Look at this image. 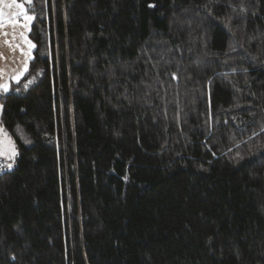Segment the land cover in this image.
<instances>
[{
	"label": "trees",
	"instance_id": "16d2710c",
	"mask_svg": "<svg viewBox=\"0 0 264 264\" xmlns=\"http://www.w3.org/2000/svg\"><path fill=\"white\" fill-rule=\"evenodd\" d=\"M29 14L0 93V264H264V0Z\"/></svg>",
	"mask_w": 264,
	"mask_h": 264
},
{
	"label": "snow or ice",
	"instance_id": "6c2138e0",
	"mask_svg": "<svg viewBox=\"0 0 264 264\" xmlns=\"http://www.w3.org/2000/svg\"><path fill=\"white\" fill-rule=\"evenodd\" d=\"M32 4L33 0H0V35L5 37L4 43L9 49H19L24 57L22 68L13 71L10 76V81L16 84L21 82V78L28 71L27 62L32 58V49L35 48V45L26 35V32L30 30L31 22L35 19L34 15L29 14V9L32 7ZM152 6L150 5V7ZM5 8L12 11L5 13ZM6 25H11L15 33L10 41L7 39L8 33L4 31ZM3 58V53H0V59ZM4 75V71L0 70V93L7 94L10 90V81L4 80ZM33 82L34 78L27 80L23 84L24 89L27 90ZM16 91L19 92L20 89L16 88ZM0 108H2V105H0ZM0 143H6L8 145L5 149L0 150V157L4 158V164L0 165V170L5 168L12 169L17 152L15 145L2 127H0Z\"/></svg>",
	"mask_w": 264,
	"mask_h": 264
},
{
	"label": "crops",
	"instance_id": "0c3cea01",
	"mask_svg": "<svg viewBox=\"0 0 264 264\" xmlns=\"http://www.w3.org/2000/svg\"><path fill=\"white\" fill-rule=\"evenodd\" d=\"M4 11H5V13H9L12 10L5 8ZM31 24H32V22H31ZM30 28H31V25H30ZM4 31H6L8 33L7 39L10 41L12 39V36L15 34L12 26L6 25ZM29 33H30V30L26 32L28 39H29ZM4 40H5V37L3 35H0V53H3V56H4L3 59H0V70H3L5 73L3 79L10 81L11 73L15 70H19L22 68V61H23L24 57L22 56L21 51L19 49H16V50L9 49L5 45ZM25 50H26V46H25ZM32 54H33V49H32L31 55ZM31 59L28 60L27 66H29ZM14 84H16V83L10 81V87ZM1 109L2 108H0V114L2 112ZM0 127H1V124H0ZM0 150H2V149L0 148ZM1 159H2V157H1Z\"/></svg>",
	"mask_w": 264,
	"mask_h": 264
},
{
	"label": "rangeland",
	"instance_id": "374dc122",
	"mask_svg": "<svg viewBox=\"0 0 264 264\" xmlns=\"http://www.w3.org/2000/svg\"><path fill=\"white\" fill-rule=\"evenodd\" d=\"M1 111H2V109H1ZM1 115V114H0ZM9 137V136H8ZM10 138V137H9ZM13 143V142H12ZM6 147H8V145L6 144V143H0V148L3 150V149H5ZM16 150V149H15ZM1 158V157H0ZM2 159L4 160V158L2 157Z\"/></svg>",
	"mask_w": 264,
	"mask_h": 264
},
{
	"label": "built area",
	"instance_id": "2783aa9c",
	"mask_svg": "<svg viewBox=\"0 0 264 264\" xmlns=\"http://www.w3.org/2000/svg\"><path fill=\"white\" fill-rule=\"evenodd\" d=\"M4 164V162L2 160H0V165ZM4 171H6V168L3 170H0V174L3 173Z\"/></svg>",
	"mask_w": 264,
	"mask_h": 264
}]
</instances>
